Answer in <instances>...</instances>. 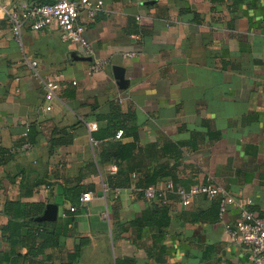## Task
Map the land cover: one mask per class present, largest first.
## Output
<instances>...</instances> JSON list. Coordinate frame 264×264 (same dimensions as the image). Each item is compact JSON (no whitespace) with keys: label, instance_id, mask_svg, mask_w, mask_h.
I'll use <instances>...</instances> for the list:
<instances>
[{"label":"crops","instance_id":"crops-1","mask_svg":"<svg viewBox=\"0 0 264 264\" xmlns=\"http://www.w3.org/2000/svg\"><path fill=\"white\" fill-rule=\"evenodd\" d=\"M101 1L86 23L84 61L70 60L75 50L55 27H25L20 45L0 17V264L7 202L56 205L50 228L70 221L34 264H246L224 226L241 204L264 218V0ZM168 182L218 187L229 197L223 218L221 197L187 208L176 196L165 205L143 197L145 185ZM75 187L90 201L71 206ZM15 254L14 264H29L26 250Z\"/></svg>","mask_w":264,"mask_h":264},{"label":"built area","instance_id":"built-area-1","mask_svg":"<svg viewBox=\"0 0 264 264\" xmlns=\"http://www.w3.org/2000/svg\"><path fill=\"white\" fill-rule=\"evenodd\" d=\"M103 2L101 0H56L50 4H35L25 6L22 10L0 4V17L5 19L9 25L14 39L21 45L22 30L27 27L32 31L46 30L55 27L60 34V38L68 43L79 55L89 58L92 55L90 44L85 39L86 23L94 20L96 15L102 11ZM26 64L35 72L37 63L27 61ZM103 63L95 60L90 65L92 73L102 70ZM54 98L53 90L46 88L44 99L45 111L51 110V103ZM93 124L90 130H95ZM122 131H118L115 138L119 139ZM29 145L25 144L24 149ZM116 168L112 167V171ZM117 192H115L116 197ZM169 195L176 196L180 206L189 207L197 198L207 200L221 197L218 210V218L221 220L226 212V204L229 197L213 184H198L188 188L175 186L168 182L165 190H158L154 186L144 189L143 197L150 202L167 204ZM81 203L90 201L89 194H82L79 198ZM240 217L235 224H226L225 231L230 239L243 247L248 252V262L246 264H264V218H253L243 204L239 205ZM75 207L70 208V212H75Z\"/></svg>","mask_w":264,"mask_h":264},{"label":"trees","instance_id":"trees-1","mask_svg":"<svg viewBox=\"0 0 264 264\" xmlns=\"http://www.w3.org/2000/svg\"><path fill=\"white\" fill-rule=\"evenodd\" d=\"M24 144H33V140L28 132L25 136L23 145ZM108 186L114 189L109 179ZM149 186L153 185H145L142 194L144 189ZM80 193L81 190L76 187L70 190V193H66V198L71 203V206H76L80 198ZM169 197L171 198L173 195H169ZM43 209L44 206L42 204L21 205L16 202H7L5 204L4 213L9 216L10 220L1 228V236L7 243L8 251L3 254L1 262L14 264V261L21 260L22 258L20 254H15L16 251L26 250V255L23 259H27L29 264H34L36 263L35 260L38 259L45 250L58 247L60 238L67 235L70 221L67 220L64 225L55 228H50L49 225L51 224L47 222H36L35 219L42 214ZM43 257L46 261L51 260V257L48 255L42 256V258ZM72 257L75 258L74 255Z\"/></svg>","mask_w":264,"mask_h":264},{"label":"water","instance_id":"water-1","mask_svg":"<svg viewBox=\"0 0 264 264\" xmlns=\"http://www.w3.org/2000/svg\"><path fill=\"white\" fill-rule=\"evenodd\" d=\"M70 60L73 61H84L86 60L84 57L79 55L77 52H72L69 55ZM114 78L116 80L117 86L119 89H126L127 81L124 79V71L120 67L113 68ZM57 217V206L53 204H48L45 207V210L42 216L37 218V221L40 222H53L56 220Z\"/></svg>","mask_w":264,"mask_h":264}]
</instances>
